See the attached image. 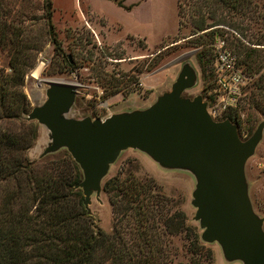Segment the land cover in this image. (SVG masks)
<instances>
[{"label": "trees", "instance_id": "obj_1", "mask_svg": "<svg viewBox=\"0 0 264 264\" xmlns=\"http://www.w3.org/2000/svg\"><path fill=\"white\" fill-rule=\"evenodd\" d=\"M114 1L131 8L124 0ZM259 1L200 0L190 34L199 44L200 37L211 43L224 38L251 78L239 107L226 115L239 128L245 114L250 130L264 116V34L256 33L248 42L249 26L243 24L259 17ZM45 6L42 31L27 38L14 25L17 16L11 17L0 0V49L7 52L10 69L0 67V264H213L212 249L200 239L197 227L153 177L120 169L103 181L112 212L106 232L83 204L82 190L76 188L82 171L66 149L37 161L27 156L38 129L26 119L24 77L46 39L54 54L63 56L51 1L45 0ZM181 12L178 5L179 16ZM197 59L202 68L210 62L203 50ZM67 66L72 72L70 60Z\"/></svg>", "mask_w": 264, "mask_h": 264}, {"label": "rangeland", "instance_id": "obj_2", "mask_svg": "<svg viewBox=\"0 0 264 264\" xmlns=\"http://www.w3.org/2000/svg\"><path fill=\"white\" fill-rule=\"evenodd\" d=\"M4 1L11 10L10 16H17L19 21L14 25L23 30V37H38L44 26L45 0ZM50 1L52 22L63 56L55 55L52 43L47 39L44 41L34 67L26 73L23 81L29 112L44 102L48 88L46 81L53 79H71L77 85L75 100L66 113L67 117L76 119L104 120L115 113L148 107L158 95L170 90L184 63L195 69L196 81L183 92V96L201 95L204 100L212 89L215 43L217 38H224L217 37L211 43L200 37L203 44L191 38L194 36L190 35L192 14L196 15L200 0H124L125 5H131L130 9L119 6L114 0ZM258 3L259 17L243 24L249 26L245 37L248 42L255 39L256 33L264 34V0ZM178 5L182 11L180 16ZM202 50L205 58L210 60L203 68L197 59V52ZM8 59L7 52L0 49V67L10 72ZM69 60L73 65L72 72L67 66ZM240 119L237 131L240 139L246 140L264 116L258 117L259 122L252 130L245 114L242 113ZM32 121L37 125L38 133L27 156L37 161L43 157L41 154L51 139L42 124ZM120 169H131L137 176L153 177L162 192L185 212L188 222L196 226L201 235L199 222L193 219L196 207L191 204L196 183L193 173L180 167L164 168L146 153L128 148L121 151L110 165L102 183ZM244 173L253 210L259 217H264V129L254 153L245 162ZM88 209L97 225L106 232L111 230V206L102 190L98 197L95 193L91 195ZM262 228L264 230V222ZM205 244L212 249L213 264H242L241 261L226 260L217 242Z\"/></svg>", "mask_w": 264, "mask_h": 264}, {"label": "water", "instance_id": "obj_3", "mask_svg": "<svg viewBox=\"0 0 264 264\" xmlns=\"http://www.w3.org/2000/svg\"><path fill=\"white\" fill-rule=\"evenodd\" d=\"M195 81V69L184 63L170 90L151 105L101 120L67 117L77 85L71 79L48 80L46 99L26 119L38 121L49 132L51 142L41 156L65 148L79 165L83 178L76 188L82 190L87 209L120 152L137 149L164 168L193 173V219L199 222L203 242H217L228 261L264 264V217L253 210L244 173L246 160L262 138L264 119L241 140L236 124L211 118L201 95H182Z\"/></svg>", "mask_w": 264, "mask_h": 264}, {"label": "built area", "instance_id": "obj_4", "mask_svg": "<svg viewBox=\"0 0 264 264\" xmlns=\"http://www.w3.org/2000/svg\"><path fill=\"white\" fill-rule=\"evenodd\" d=\"M215 48L213 87L204 100L211 118L222 121L227 119L229 111L239 107L251 78L237 64L235 55L227 48L224 39L217 38Z\"/></svg>", "mask_w": 264, "mask_h": 264}]
</instances>
